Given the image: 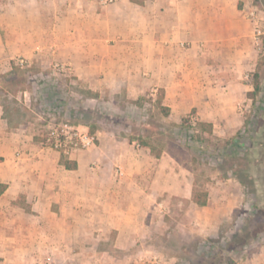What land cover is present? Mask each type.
Segmentation results:
<instances>
[{"label": "crops", "instance_id": "1", "mask_svg": "<svg viewBox=\"0 0 264 264\" xmlns=\"http://www.w3.org/2000/svg\"><path fill=\"white\" fill-rule=\"evenodd\" d=\"M252 9H259L254 0H15L0 5V82L14 56L42 48L39 32H46L48 53L64 52L90 89L162 94L175 122L193 111L213 132L234 134L245 124L238 108L247 98L243 74L254 58ZM59 31L65 33L62 41ZM98 138L96 148L64 155L38 145L26 127L10 128L0 104V186L6 185L0 221L7 223L21 208L35 223L29 237L0 235V255L30 250L68 257L75 248L82 254L88 239L95 251L97 240L112 239L113 253L134 256L137 241L150 238L144 231L151 226L154 193L169 191L196 204L189 179L186 186L182 179L161 183L168 171L165 156H156L161 164L152 168L150 154L133 141ZM64 156L77 168L67 169ZM90 172L99 175L92 185ZM21 197L28 208L17 202ZM260 249L245 264H264Z\"/></svg>", "mask_w": 264, "mask_h": 264}, {"label": "rangeland", "instance_id": "2", "mask_svg": "<svg viewBox=\"0 0 264 264\" xmlns=\"http://www.w3.org/2000/svg\"><path fill=\"white\" fill-rule=\"evenodd\" d=\"M14 1L0 0V5L13 4ZM100 3L104 4L101 0ZM254 3L262 16L261 43L256 42L253 34V62L247 64L242 78L247 98L238 108L245 121L250 122L242 138L246 145L253 137L264 141V0H254ZM13 14L12 9V20ZM64 34L56 32L58 40L62 41ZM46 35V32H39L38 42L42 48L37 53L20 54L11 59L12 69L0 82V104L5 109L10 128L26 127L33 140L47 148L44 136L48 127L52 122L60 121L94 129L96 145L102 135L133 141L136 149L150 154L155 162H152V168L160 167L161 163L156 159L158 154L167 158L164 167L168 171L161 177V183L172 186L182 179L186 186L189 179L193 188L208 190L211 202L209 206L201 207L169 191L163 195L154 193L151 226L144 231L150 234V238L137 241L134 256L113 253L112 239L97 240L98 250L95 251L94 240L88 239L85 250L79 255H76L79 248L68 257L37 256L26 250L22 255H0V264H228L226 248L229 245L230 257L237 264H245L252 251L259 248L264 251V155L259 158L260 165L256 168L245 160L237 165L233 159L238 154L231 155L230 150L232 139L239 130L234 134H226L223 130L204 132L193 111L175 122L174 117H166L159 107L162 94L128 96L123 92L113 95L110 91L101 93L90 89L79 80L77 65L64 58V52L58 57L48 53ZM19 58L28 60L27 66L17 65ZM64 65L70 69H64ZM256 73L259 75V90L254 86ZM250 93H254V98ZM190 115H195L196 119L191 120ZM191 135L193 138L189 139ZM142 141H147L150 147L143 146ZM96 145L86 150L94 149ZM90 167L91 164L89 170ZM115 167L116 164L109 165L110 169ZM134 167L140 168L141 164ZM239 169L253 171L259 176L256 186L263 200L250 196V187L236 178L234 172ZM90 174L92 177H88V182L92 185L99 175ZM17 202L25 207L24 198ZM254 203L259 204V210L254 208ZM15 210L7 223L0 221V235L28 234L29 237L35 223L21 208Z\"/></svg>", "mask_w": 264, "mask_h": 264}, {"label": "trees", "instance_id": "3", "mask_svg": "<svg viewBox=\"0 0 264 264\" xmlns=\"http://www.w3.org/2000/svg\"><path fill=\"white\" fill-rule=\"evenodd\" d=\"M138 2H142V0H137ZM254 86L255 90L260 89V82H259V75L256 73V77L254 79ZM250 95H254V93H250ZM254 98V96H252ZM163 95H160L158 104L160 109L162 110V113L167 116L170 113V108L163 105ZM200 129L204 132L213 133V125L211 123L206 122H200L199 123ZM250 126L249 121H245V124L243 126L244 130L240 129L238 131V135L236 137H233L232 142V149L230 151L231 155L238 154L233 160L234 162L239 165V163L243 160H245L249 165L251 164L252 168H256L260 165V159L264 155V141L260 140L259 138L254 137L247 143V145L243 142L242 138L245 137L243 134L245 130H247ZM92 133H95L94 129H90ZM257 137V136H256ZM260 137V136H259ZM192 139V135L189 136V139ZM141 144L143 146L150 147V144L147 141H142ZM232 144V143H231ZM229 148V146H228ZM227 147H226V153H227ZM160 154H158L159 156ZM227 156V154H226ZM61 163L67 168V169H75L77 168V162L72 161L68 159L66 156L62 157ZM237 170V169H236ZM249 170H238L234 172V175L236 178L244 185L250 187V196H258L261 200H263V197L259 195L258 193V187L256 186L259 181V176L254 175L253 171ZM6 187L5 184H2L0 186V193L3 191V189ZM193 201L199 205V206H206L209 200V192L207 189L198 190L197 188H193ZM254 208L259 210V204L257 205L254 203ZM237 244V243H236ZM231 250V246L229 245L226 248V260L228 264H237L236 260L229 255V251Z\"/></svg>", "mask_w": 264, "mask_h": 264}, {"label": "built area", "instance_id": "4", "mask_svg": "<svg viewBox=\"0 0 264 264\" xmlns=\"http://www.w3.org/2000/svg\"><path fill=\"white\" fill-rule=\"evenodd\" d=\"M113 0H101L106 4ZM249 17L254 23V36L258 44L261 43V19L262 16L258 9H252L249 12ZM28 60L19 58L16 61L17 65L27 66ZM58 66V64H56ZM64 69L69 70L70 67L63 66ZM191 120H195V115H190ZM96 134L90 131V128L83 124H74L67 121L52 122L44 136V143L46 146L60 151L64 155H71L77 151L86 150L96 145ZM118 174L123 172L118 168Z\"/></svg>", "mask_w": 264, "mask_h": 264}]
</instances>
